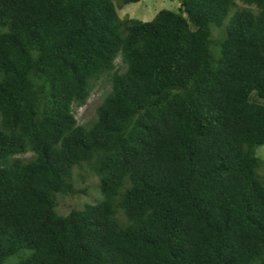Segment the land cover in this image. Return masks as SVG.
<instances>
[{
  "label": "trees",
  "instance_id": "obj_1",
  "mask_svg": "<svg viewBox=\"0 0 264 264\" xmlns=\"http://www.w3.org/2000/svg\"><path fill=\"white\" fill-rule=\"evenodd\" d=\"M117 1L0 0V264H264V0Z\"/></svg>",
  "mask_w": 264,
  "mask_h": 264
},
{
  "label": "rangeland",
  "instance_id": "obj_2",
  "mask_svg": "<svg viewBox=\"0 0 264 264\" xmlns=\"http://www.w3.org/2000/svg\"><path fill=\"white\" fill-rule=\"evenodd\" d=\"M114 2L119 4L117 0H114ZM180 6L181 0H141L118 6V12L122 18L128 16L142 21H150L161 9L178 10ZM213 34L218 37V30H214ZM119 62L120 59H117V63ZM109 90L110 83L108 79L105 78L96 83L87 103L84 106L75 108V116L79 124H86L95 117L97 107ZM256 153L264 160V145L257 147ZM30 155L27 154L25 157ZM261 173L264 174V167L261 169ZM80 174L83 176H80ZM73 184L75 189L80 192L73 195H59L57 198V210L62 215L67 214L72 208H82L85 204L94 203L96 200L101 199L99 189L97 190L98 179L96 176L89 174L87 170L74 171ZM98 193L99 198H97ZM19 257H11L5 264H17Z\"/></svg>",
  "mask_w": 264,
  "mask_h": 264
}]
</instances>
